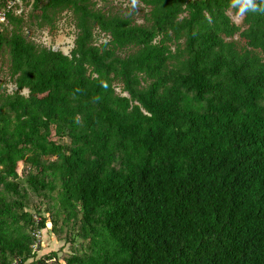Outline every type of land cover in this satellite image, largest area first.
I'll use <instances>...</instances> for the list:
<instances>
[{
  "label": "trees",
  "instance_id": "trees-1",
  "mask_svg": "<svg viewBox=\"0 0 264 264\" xmlns=\"http://www.w3.org/2000/svg\"><path fill=\"white\" fill-rule=\"evenodd\" d=\"M98 2L30 0L67 53L0 23V264H264V12Z\"/></svg>",
  "mask_w": 264,
  "mask_h": 264
},
{
  "label": "rangeland",
  "instance_id": "rangeland-1",
  "mask_svg": "<svg viewBox=\"0 0 264 264\" xmlns=\"http://www.w3.org/2000/svg\"><path fill=\"white\" fill-rule=\"evenodd\" d=\"M98 4L107 10H117L124 13H130L132 14L133 20L139 23L144 22V15L149 8L147 5L140 2V0H99ZM24 5L29 15L30 7L28 2H26ZM27 13V20L25 22V28L23 32L28 39L32 38L33 40H36V42H43L47 45L52 44L56 49H60L65 53L69 51L73 44L75 32L73 21L70 15L67 16L63 14L57 22L56 28L48 30L47 27H38L37 24L30 18L28 20ZM227 14L234 23L243 27V15L238 14L237 8L229 7L227 9ZM232 39L236 40L239 45H244L245 40L239 37L238 34H235ZM0 59V78L3 80L5 75L2 70L5 68L4 66L6 64L3 56H0ZM20 171L21 165H19V172ZM63 245L64 243L62 241H57L54 237H49V235L45 234V239L43 247L40 250V254L46 253L51 249H58Z\"/></svg>",
  "mask_w": 264,
  "mask_h": 264
},
{
  "label": "built area",
  "instance_id": "built-area-1",
  "mask_svg": "<svg viewBox=\"0 0 264 264\" xmlns=\"http://www.w3.org/2000/svg\"><path fill=\"white\" fill-rule=\"evenodd\" d=\"M4 2H5L4 7L0 9V23L6 22V12H12L16 16H21L22 18H26L27 11L24 4L28 2V5L30 7V3H29L30 0H4ZM34 41L36 42V40ZM37 43L44 44L43 42H37ZM44 45L49 46L47 44ZM52 48L55 47L52 45ZM7 80H9V78L5 76L4 85H3L5 87V91L6 93L13 92V90L15 89V85L12 81H7Z\"/></svg>",
  "mask_w": 264,
  "mask_h": 264
},
{
  "label": "clouds",
  "instance_id": "clouds-1",
  "mask_svg": "<svg viewBox=\"0 0 264 264\" xmlns=\"http://www.w3.org/2000/svg\"><path fill=\"white\" fill-rule=\"evenodd\" d=\"M232 6L237 8L239 15L249 11L264 12V3H258L257 0H232Z\"/></svg>",
  "mask_w": 264,
  "mask_h": 264
}]
</instances>
